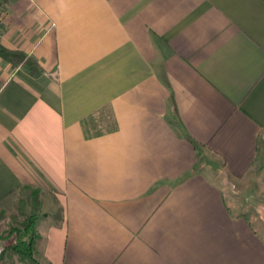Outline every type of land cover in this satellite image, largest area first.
<instances>
[{
	"label": "crops",
	"instance_id": "1",
	"mask_svg": "<svg viewBox=\"0 0 264 264\" xmlns=\"http://www.w3.org/2000/svg\"><path fill=\"white\" fill-rule=\"evenodd\" d=\"M4 3L41 71L0 57V203L39 189L38 258L264 264L227 188L264 165V0Z\"/></svg>",
	"mask_w": 264,
	"mask_h": 264
},
{
	"label": "rangeland",
	"instance_id": "2",
	"mask_svg": "<svg viewBox=\"0 0 264 264\" xmlns=\"http://www.w3.org/2000/svg\"><path fill=\"white\" fill-rule=\"evenodd\" d=\"M247 179L250 180V185L241 186V184L246 185ZM227 188L228 200L232 210L245 213L264 234V165L262 162L260 168H255L254 173L246 177L241 183L227 186ZM32 205L35 206V211L31 210ZM38 205L39 195L34 201L32 190L24 187L14 191L5 201L0 203V236L1 238L4 236L0 239L1 245L7 242L8 237H5V235L9 229L19 227L26 215L35 212V226H39L41 218L38 219L37 217L42 216V210ZM59 215L60 210L57 209L54 216L57 218ZM49 218L51 219V217ZM35 256L38 258L36 253ZM5 264L28 263L20 261L16 255H12Z\"/></svg>",
	"mask_w": 264,
	"mask_h": 264
},
{
	"label": "trees",
	"instance_id": "3",
	"mask_svg": "<svg viewBox=\"0 0 264 264\" xmlns=\"http://www.w3.org/2000/svg\"><path fill=\"white\" fill-rule=\"evenodd\" d=\"M0 57L10 62L12 66L23 63L32 74L41 71L34 58L26 56L19 50L0 45ZM94 119V117H89L83 121L84 133L88 137L101 133L103 129L97 127L98 121ZM108 128H110V126ZM24 188L32 190V197L35 201L39 195V189L30 186H24ZM31 210L35 211L34 205H32ZM35 219L36 214L32 212L24 217L19 227H11L9 229L8 233L5 235V237H8L7 242L2 244L0 249L1 264H5L12 255H16L20 261L27 262L28 264H48L35 256V242L38 239L35 230ZM2 238H4V236H2ZM2 238L0 236V239Z\"/></svg>",
	"mask_w": 264,
	"mask_h": 264
},
{
	"label": "built area",
	"instance_id": "4",
	"mask_svg": "<svg viewBox=\"0 0 264 264\" xmlns=\"http://www.w3.org/2000/svg\"><path fill=\"white\" fill-rule=\"evenodd\" d=\"M4 14H5V3L4 0H0V33L2 32L3 29Z\"/></svg>",
	"mask_w": 264,
	"mask_h": 264
},
{
	"label": "water",
	"instance_id": "5",
	"mask_svg": "<svg viewBox=\"0 0 264 264\" xmlns=\"http://www.w3.org/2000/svg\"><path fill=\"white\" fill-rule=\"evenodd\" d=\"M0 248H1V244H0Z\"/></svg>",
	"mask_w": 264,
	"mask_h": 264
}]
</instances>
